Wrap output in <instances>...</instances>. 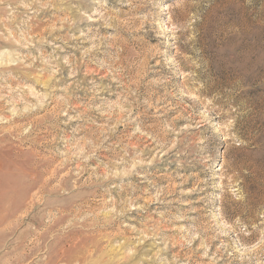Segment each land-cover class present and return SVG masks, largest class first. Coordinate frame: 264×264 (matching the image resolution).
I'll return each instance as SVG.
<instances>
[{"label": "rangeland", "instance_id": "374dc122", "mask_svg": "<svg viewBox=\"0 0 264 264\" xmlns=\"http://www.w3.org/2000/svg\"><path fill=\"white\" fill-rule=\"evenodd\" d=\"M0 264H264V0H0Z\"/></svg>", "mask_w": 264, "mask_h": 264}]
</instances>
